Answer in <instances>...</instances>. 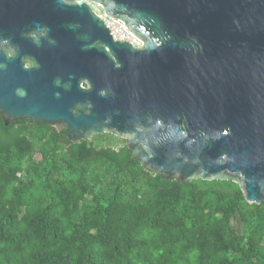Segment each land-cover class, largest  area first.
<instances>
[{
	"label": "water",
	"instance_id": "1",
	"mask_svg": "<svg viewBox=\"0 0 264 264\" xmlns=\"http://www.w3.org/2000/svg\"><path fill=\"white\" fill-rule=\"evenodd\" d=\"M0 115L112 134L145 169L230 180L259 204L264 0H0Z\"/></svg>",
	"mask_w": 264,
	"mask_h": 264
},
{
	"label": "trees",
	"instance_id": "2",
	"mask_svg": "<svg viewBox=\"0 0 264 264\" xmlns=\"http://www.w3.org/2000/svg\"><path fill=\"white\" fill-rule=\"evenodd\" d=\"M0 264H264V201L167 179L109 133L0 115Z\"/></svg>",
	"mask_w": 264,
	"mask_h": 264
},
{
	"label": "built area",
	"instance_id": "3",
	"mask_svg": "<svg viewBox=\"0 0 264 264\" xmlns=\"http://www.w3.org/2000/svg\"><path fill=\"white\" fill-rule=\"evenodd\" d=\"M100 16L104 19L106 25L109 27L114 38L129 40L135 46H138L141 44L140 41L125 28V26L123 25V23L121 21L107 17L105 14H100ZM117 25H118V28H120L119 32L115 31V26H117Z\"/></svg>",
	"mask_w": 264,
	"mask_h": 264
},
{
	"label": "rangeland",
	"instance_id": "4",
	"mask_svg": "<svg viewBox=\"0 0 264 264\" xmlns=\"http://www.w3.org/2000/svg\"><path fill=\"white\" fill-rule=\"evenodd\" d=\"M93 9L97 12V13H100L102 12L99 7H97L96 5H92ZM116 31V30H115ZM116 32H119V31H116ZM97 137V136H96ZM112 141L111 142H116V139H111ZM99 143L101 144H105L107 143V139L103 138V139H100Z\"/></svg>",
	"mask_w": 264,
	"mask_h": 264
},
{
	"label": "bare ground",
	"instance_id": "5",
	"mask_svg": "<svg viewBox=\"0 0 264 264\" xmlns=\"http://www.w3.org/2000/svg\"><path fill=\"white\" fill-rule=\"evenodd\" d=\"M115 30H116V31H119V30H120V28H118V25L115 26Z\"/></svg>",
	"mask_w": 264,
	"mask_h": 264
},
{
	"label": "clouds",
	"instance_id": "6",
	"mask_svg": "<svg viewBox=\"0 0 264 264\" xmlns=\"http://www.w3.org/2000/svg\"><path fill=\"white\" fill-rule=\"evenodd\" d=\"M98 14H99V13H98ZM100 14H104V13H103V12H100ZM100 14H99V15H100ZM113 19H114V18H113ZM123 25H124V24H123ZM124 26H125V25H124ZM125 28H126V26H125ZM126 29H127V28H126ZM130 33H131V32H130ZM131 34H132V33H131Z\"/></svg>",
	"mask_w": 264,
	"mask_h": 264
}]
</instances>
